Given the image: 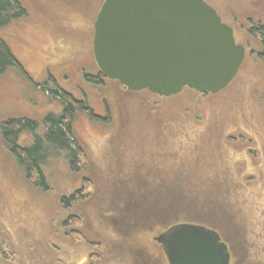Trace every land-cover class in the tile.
Segmentation results:
<instances>
[{"label": "rangeland", "instance_id": "1", "mask_svg": "<svg viewBox=\"0 0 264 264\" xmlns=\"http://www.w3.org/2000/svg\"><path fill=\"white\" fill-rule=\"evenodd\" d=\"M18 1L26 15L0 27L20 64L0 76V264H169L155 238L176 220L216 230L231 264H264V64L248 54L217 94L163 97L107 77L94 85L84 73L99 69L92 42L104 0ZM213 5L235 27L264 19V0ZM55 91L94 115L71 118L74 164L43 139L45 190L2 127L33 121L22 147L44 138L48 115L64 109Z\"/></svg>", "mask_w": 264, "mask_h": 264}, {"label": "water", "instance_id": "2", "mask_svg": "<svg viewBox=\"0 0 264 264\" xmlns=\"http://www.w3.org/2000/svg\"><path fill=\"white\" fill-rule=\"evenodd\" d=\"M99 70L131 91L217 94L236 77L245 47L204 0H104L94 22ZM169 264H231L220 234L182 222L156 236Z\"/></svg>", "mask_w": 264, "mask_h": 264}, {"label": "trees", "instance_id": "3", "mask_svg": "<svg viewBox=\"0 0 264 264\" xmlns=\"http://www.w3.org/2000/svg\"><path fill=\"white\" fill-rule=\"evenodd\" d=\"M18 2L19 7L15 10L14 3ZM26 15V9L21 5L18 0H0V27L8 24L12 19L22 17ZM20 66L16 56L11 51L7 42L0 36V76L3 75L10 67ZM102 77L106 76L101 74ZM85 77L91 83H102L101 80L95 76L86 73ZM125 87V86H124ZM191 89V88H190ZM193 90V89H192ZM150 92V91H149ZM196 94H201L195 91ZM60 96L61 101L64 104V109L60 114L50 113L47 117L48 127L44 138L37 135L36 142L31 146L22 147L18 144V138L20 133L26 129H32L34 122L31 120H23V118H13L6 121L3 124L2 130L5 140L12 146V151L18 157L19 161L26 169V175L28 179L33 183L42 187L43 189H49V184L45 175V171L42 167L43 164V139L56 144L60 149H68L73 155L71 163H75L77 152L70 145V135L72 133L71 118L76 110H90L92 116L94 113L90 109L88 103L85 100L76 99L71 93L55 91ZM209 94V93H206ZM202 94V95H206ZM158 95V94H156ZM161 96V95H158ZM72 164V165H73ZM75 199V194L69 196H63L61 198L62 203L66 206ZM190 222L191 221H182ZM181 221H172L173 224L182 223ZM165 227L168 229L171 225ZM164 230V231H165ZM85 239V237H83ZM85 241H88L85 239Z\"/></svg>", "mask_w": 264, "mask_h": 264}, {"label": "flooded vegetation", "instance_id": "4", "mask_svg": "<svg viewBox=\"0 0 264 264\" xmlns=\"http://www.w3.org/2000/svg\"><path fill=\"white\" fill-rule=\"evenodd\" d=\"M204 1L210 4L217 11L218 15L221 17L223 22L227 23L229 26L232 27L236 42L244 45L245 47L244 61L246 60V56L249 54L251 57H254L256 61H261L264 64V19L259 17L258 21L256 22L254 21L252 16H249L248 18L249 20L252 19L251 21L253 24L246 26L245 24L242 23L239 27H235L232 23L223 19L220 10L215 8V6L213 5V0H204ZM250 36H252L254 40L253 43L249 39ZM92 46H93V42H92ZM85 74L86 73H84V77ZM101 74L103 73L98 69V71L94 73V75L93 74L91 75L95 76L96 78L104 82L105 77H102ZM93 84L100 85L101 83L100 84L93 83Z\"/></svg>", "mask_w": 264, "mask_h": 264}]
</instances>
